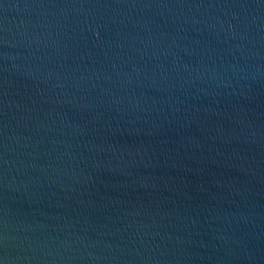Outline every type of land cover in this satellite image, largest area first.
I'll return each instance as SVG.
<instances>
[{
    "label": "water",
    "instance_id": "1",
    "mask_svg": "<svg viewBox=\"0 0 264 264\" xmlns=\"http://www.w3.org/2000/svg\"><path fill=\"white\" fill-rule=\"evenodd\" d=\"M0 264H264V0H0Z\"/></svg>",
    "mask_w": 264,
    "mask_h": 264
}]
</instances>
